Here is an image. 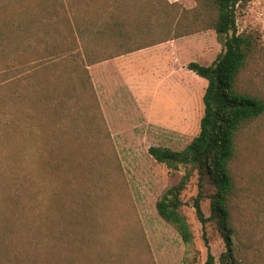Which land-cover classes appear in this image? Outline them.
Masks as SVG:
<instances>
[{"label": "rangeland", "instance_id": "obj_1", "mask_svg": "<svg viewBox=\"0 0 264 264\" xmlns=\"http://www.w3.org/2000/svg\"><path fill=\"white\" fill-rule=\"evenodd\" d=\"M54 2L69 4L0 0L1 24L25 8L29 20L31 13L41 22ZM86 2L70 3L87 8L88 20L115 13L129 35L118 41L108 33L98 41L91 32L92 56L113 54L119 44L147 48L88 67L92 84L77 79L84 66L79 43L72 50L59 41L56 48L0 51V264H110L116 258L107 253L119 249L126 264H205L193 208L198 177L182 194L196 254L157 212V202L183 173L157 163L149 150L183 151L199 135L208 82L189 65L211 66L222 44L215 31L194 27L198 0ZM237 32L257 43L242 87L264 97V0L237 10ZM6 60L22 68L11 71ZM236 147L235 258L246 264L247 252L249 264H264V118L242 131ZM214 191L206 181L205 193ZM202 209L210 217L209 201ZM208 228L218 261L223 241Z\"/></svg>", "mask_w": 264, "mask_h": 264}, {"label": "trees", "instance_id": "obj_2", "mask_svg": "<svg viewBox=\"0 0 264 264\" xmlns=\"http://www.w3.org/2000/svg\"><path fill=\"white\" fill-rule=\"evenodd\" d=\"M71 1L69 0L68 6L52 3L54 12L45 10L41 22L35 20L31 13L30 20L27 18L28 8L18 12L15 21L7 19L5 24H1L0 20V51L4 52L12 46L15 53H20L24 51V47L28 49L43 44L56 48L59 41L66 43L65 47L72 50L79 43L84 52V66L81 67L84 72L79 71L77 79L79 82L92 84L88 67L147 48L122 50L126 45L119 44L117 48L114 47L113 54L96 53L92 56L88 43L91 32L97 40L109 33L116 34L118 41H127L129 35L123 28L124 22L115 13L109 18H104L103 13L97 16L99 19L88 20L87 8L74 5ZM252 1L254 0H198L193 17L194 27L215 31L222 44V51L211 66L198 63L189 65L190 71L208 82L203 99L204 115L200 133L183 151L162 147H152L149 150L157 163L166 165L173 172L183 173L180 183L163 193L157 202V212L196 254H199L196 250V234L185 212L186 204L182 194L192 179L198 177V195L193 200V208L202 225L203 240L207 248L205 264H238L234 248L236 232L231 211L236 191L232 163L236 157L237 139L242 131L264 118V97L250 93L240 82L249 60L257 50V43L252 37L237 32V10L245 8ZM87 2L85 5L90 6V0ZM62 10L64 15L61 14ZM119 10L117 8L115 12ZM82 12L85 14L81 15ZM168 41L170 40L162 43ZM69 57L67 62L72 64L76 56L71 54ZM5 62L11 65V71L22 68L14 66L13 60ZM94 125L96 126L95 123ZM206 181L215 188L210 195L205 193ZM205 201L210 202V217H206L202 209ZM208 226L219 233L223 241L224 251L218 261L209 243ZM107 256L116 258L110 264H126L121 249L118 253L111 251ZM248 259L246 252L243 258L246 264H249ZM262 260L264 262V256ZM193 262H196V258Z\"/></svg>", "mask_w": 264, "mask_h": 264}, {"label": "crops", "instance_id": "obj_3", "mask_svg": "<svg viewBox=\"0 0 264 264\" xmlns=\"http://www.w3.org/2000/svg\"><path fill=\"white\" fill-rule=\"evenodd\" d=\"M132 54H133V53H131V54H127V56H132ZM125 57H126V55H124V56H121V57H118V58H115V59H116V60H117V59H119V60H120L121 58H125ZM91 75H92V74H91Z\"/></svg>", "mask_w": 264, "mask_h": 264}]
</instances>
